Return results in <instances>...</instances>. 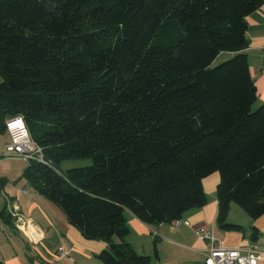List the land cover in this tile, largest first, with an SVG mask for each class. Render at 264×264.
<instances>
[{
  "label": "trees",
  "instance_id": "trees-1",
  "mask_svg": "<svg viewBox=\"0 0 264 264\" xmlns=\"http://www.w3.org/2000/svg\"><path fill=\"white\" fill-rule=\"evenodd\" d=\"M262 4L0 0V132L22 119L40 149L23 177L107 243L103 263L152 264L127 240L128 214L180 220L208 204L203 180L216 172L221 230L245 232L233 203L264 215V104L246 53ZM70 158L93 163L61 170ZM0 219L10 223L6 206ZM260 234L251 226L250 241Z\"/></svg>",
  "mask_w": 264,
  "mask_h": 264
},
{
  "label": "crops",
  "instance_id": "crops-1",
  "mask_svg": "<svg viewBox=\"0 0 264 264\" xmlns=\"http://www.w3.org/2000/svg\"><path fill=\"white\" fill-rule=\"evenodd\" d=\"M247 25L249 44L246 53L260 105L264 104V4L247 17ZM222 55L225 59L233 56L230 52ZM2 180L4 183L0 187L4 191V205L0 210L6 206L9 212L11 208L17 207L29 218V222L22 223L13 216L10 223L0 219V261L4 264H105L97 255L107 247V243L86 239L77 227L68 222L58 206L29 186L23 173L14 184ZM219 181L217 172L203 180L209 201L206 206L184 215L183 220L188 221V225L179 228L165 223L149 226L129 213L131 233L128 242L140 254L151 255L152 244L149 239L153 238L156 242L154 252L156 249L158 256L155 255L154 259L151 255L152 264H204L209 243L199 239L196 230H213L227 246L250 241L245 232L216 230L219 210L216 191ZM249 225L256 226L261 232L264 215L256 220L251 219ZM60 250H65L67 255H61ZM261 251L260 264H264V250Z\"/></svg>",
  "mask_w": 264,
  "mask_h": 264
},
{
  "label": "built area",
  "instance_id": "built-area-1",
  "mask_svg": "<svg viewBox=\"0 0 264 264\" xmlns=\"http://www.w3.org/2000/svg\"><path fill=\"white\" fill-rule=\"evenodd\" d=\"M21 122L18 126L13 127V122ZM7 125L8 130L12 136V143L8 146V150L12 154H18L24 159L33 158L40 149L31 138V135L21 118L9 120ZM11 216L18 221L24 223L29 222V218L25 217L17 207L9 210ZM182 224L188 225L189 222L182 219L175 220L171 223L173 228H179ZM196 235L199 239L207 241L209 248L205 257L204 264H260L261 249L259 246L251 241H247L237 246H227L219 237L216 236L213 230L198 229ZM61 255H67L65 250H60Z\"/></svg>",
  "mask_w": 264,
  "mask_h": 264
},
{
  "label": "rangeland",
  "instance_id": "rangeland-1",
  "mask_svg": "<svg viewBox=\"0 0 264 264\" xmlns=\"http://www.w3.org/2000/svg\"><path fill=\"white\" fill-rule=\"evenodd\" d=\"M225 56L222 55L213 65V67L225 62ZM9 126H7L8 128ZM12 143V136L10 132H0V180L4 179L5 183L14 184V182L20 180L22 177V173L28 164V160L24 159L22 156L18 154H12L13 152L8 150V146ZM93 163L91 158H70L66 159L61 164V170L66 171L68 169L77 168V167H86ZM210 176V175H209ZM211 178V177H210ZM208 182V181H207ZM207 186L208 183H207ZM217 194V191H216ZM4 191L0 187V207L4 205ZM25 216V215H24ZM231 223H235L244 227L245 233L247 236L251 235V226L249 222L251 218L248 213L242 209L236 203L232 204V209L229 218ZM166 225H170L169 223H165ZM182 224L181 226H183ZM217 231L221 229L216 227ZM217 235V233H216ZM151 245V255L154 259H156L154 252V244L156 243L153 238L149 239ZM260 249L264 250V228L261 229L260 237L257 241H254ZM35 264H38L34 262Z\"/></svg>",
  "mask_w": 264,
  "mask_h": 264
},
{
  "label": "bare ground",
  "instance_id": "bare-ground-1",
  "mask_svg": "<svg viewBox=\"0 0 264 264\" xmlns=\"http://www.w3.org/2000/svg\"><path fill=\"white\" fill-rule=\"evenodd\" d=\"M20 123H21L20 121H19V122H16V121H15V122H13L12 126H13V127H16V126H18V124H20Z\"/></svg>",
  "mask_w": 264,
  "mask_h": 264
}]
</instances>
